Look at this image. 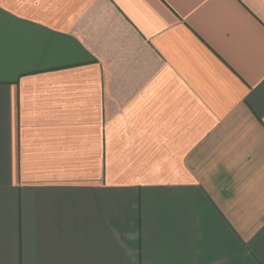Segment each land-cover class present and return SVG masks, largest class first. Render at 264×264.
<instances>
[{"label": "crops", "instance_id": "1", "mask_svg": "<svg viewBox=\"0 0 264 264\" xmlns=\"http://www.w3.org/2000/svg\"><path fill=\"white\" fill-rule=\"evenodd\" d=\"M0 264H264V0H0Z\"/></svg>", "mask_w": 264, "mask_h": 264}]
</instances>
